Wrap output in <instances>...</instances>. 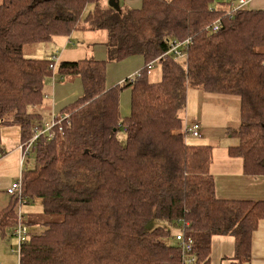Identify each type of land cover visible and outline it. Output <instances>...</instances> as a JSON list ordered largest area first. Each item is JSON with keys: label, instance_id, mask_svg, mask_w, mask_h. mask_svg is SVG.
<instances>
[{"label": "trees", "instance_id": "trees-1", "mask_svg": "<svg viewBox=\"0 0 264 264\" xmlns=\"http://www.w3.org/2000/svg\"><path fill=\"white\" fill-rule=\"evenodd\" d=\"M212 1L141 0L138 8L119 3L116 10L98 0H0V128L17 126L27 142L41 123L31 109L41 105L46 79L78 77L82 86L56 113L66 117L53 136L32 143L34 165L20 168L28 234L18 264L178 262L181 248L167 239L181 220L194 264H210L214 235L233 237L229 264L250 259L264 200L216 195L212 146L187 141L180 113L188 88L237 96L239 124L229 131L236 143L227 153L241 159L244 174H264V7L251 0L227 13L233 2ZM216 19L217 30L208 32ZM79 28L106 30L105 59L61 60L52 69L54 59L22 52L24 44ZM184 39L181 57L165 53ZM130 55L144 59L139 74L107 87L106 63ZM152 60L160 66L157 81L148 78ZM122 89L130 91L124 117ZM36 202L39 210L32 209ZM16 210L9 195L0 208L1 237L7 229L13 235Z\"/></svg>", "mask_w": 264, "mask_h": 264}, {"label": "rangeland", "instance_id": "rangeland-1", "mask_svg": "<svg viewBox=\"0 0 264 264\" xmlns=\"http://www.w3.org/2000/svg\"><path fill=\"white\" fill-rule=\"evenodd\" d=\"M107 1L100 0L102 4ZM229 1L233 3L237 2V0H213L211 4L215 7H227L228 5L226 3ZM260 1L255 0L257 3H260ZM122 3V0H120L121 6ZM88 8L89 6H87L86 10ZM53 37L46 41L24 44V48H32L31 53L39 55L30 57L47 58L51 54H55L58 59L68 58L73 60L82 59L83 57H94L98 59L106 57L105 49L100 44L106 37L105 29H73L67 35L68 40H70L68 45H64L63 42L58 43V39L66 37H54V39ZM53 40L57 43H54L55 41ZM56 58H53L55 65L57 63ZM142 65L143 59L141 55H130L119 61H109L106 63L105 69L106 81L109 85L111 83H121L126 77L139 71ZM54 77L57 78L55 74H52L45 81L42 105L50 107V110L44 118H42L43 115H40L39 120L50 121L52 114L58 113L63 104L82 94V86L79 79H74L73 81L70 79L66 81H54ZM159 77L160 66L158 63H155L150 69L148 78L151 81H157ZM129 105L130 91L129 89H122L119 92V112L121 117L129 113ZM238 105L239 100L235 95L210 93L201 89L188 88L185 109L180 113V116H182L184 122L199 120L201 135L198 137L186 136L187 141L195 144H205L208 141L211 143L210 141L215 140L224 143H236V139L230 136L229 131L236 128V125L239 124ZM18 132L19 129L17 126H2L0 128V147L6 151L0 157V208L9 198V195L5 193L7 185H10L13 179L15 181L20 178L21 167L31 168L35 161V155L28 152L20 165V150L17 147L19 144V140H17ZM120 136L121 141H123L124 135L121 133ZM175 232L176 229L171 228V236L167 239V242H175L173 237ZM10 233L11 229H7L4 236L5 243L7 244V252L6 255L0 258V262L4 264H14L18 258V241ZM222 264H226L225 259H222Z\"/></svg>", "mask_w": 264, "mask_h": 264}, {"label": "crops", "instance_id": "crops-1", "mask_svg": "<svg viewBox=\"0 0 264 264\" xmlns=\"http://www.w3.org/2000/svg\"><path fill=\"white\" fill-rule=\"evenodd\" d=\"M98 1L102 6L106 5V3H107L106 2V3L102 4L100 2V0H98ZM122 2H123L122 6L120 5L122 9L138 8L141 5V0H122ZM119 3H120V0H119ZM251 6L252 7H264V0H261L260 3H257V2H255V0H253L251 3ZM54 37H66V38L58 39L59 40L58 43L63 42L64 45H68L70 43V40H68L67 35L54 36ZM54 37H53V39H54ZM67 40H68V42H67ZM53 41H55V40H53ZM103 41L100 43L101 45H103ZM54 43H57V42L55 41ZM25 45H27V44H25ZM24 47L25 46L23 45L22 52L25 56H27V57L39 56V55H35V54L31 53L32 48L25 49ZM103 47H104V45H103ZM104 49H105V47H104ZM54 57L56 58L55 54H51V55H48L47 58H54ZM34 58H40V57H34ZM41 58H45V57H41ZM83 58H94V57H83ZM104 58H100V59L94 58V59L103 60ZM142 59H143V57H142ZM61 60H73V59H68V58L58 59V58H56L57 63ZM143 61H144V59H143ZM74 79H79V78L76 77V78H73L70 80L73 81ZM55 81H57V80H55ZM64 81H66V80H64ZM79 81H80V79H79ZM80 84H81V81H80ZM112 85H114V84L111 83L109 85L106 81L107 87H110ZM75 99H73V100H75ZM73 100H70L69 102H72ZM69 102H67L66 104H68ZM66 104H63L61 106V108H63ZM31 110L35 113L37 112L40 115H43L42 118H44L45 115L49 113L50 107H48L46 105H42V103H41V105H39L36 108H33ZM42 112H43V114H42ZM198 123L200 125V122H198ZM236 126H238V124ZM19 138H20V134L18 132L17 140H19V144H20L21 142H20ZM210 142L211 143H209V141H208L206 144H209L212 146L210 172L214 177L216 195L219 198H223V199L264 200V174L263 175H256V176L244 174L242 172L241 159L239 157L230 156L227 153V146L232 145V143H224V142H220L217 140L210 141ZM19 144L17 145V147H19ZM215 146H216V148L214 149ZM5 152L6 151L1 148V150H0L1 155L5 154ZM13 180L11 181V183L13 182ZM8 186L9 185H7V187ZM5 193H6V189H5ZM35 204H37V205H35ZM35 204H33L35 206H33L34 208H32V209L37 208V210H39L40 209L39 203L36 202ZM24 209L26 212H29V209L27 208V206H25ZM251 242L252 243H251L250 259L248 261L243 262L242 264H264V219H261L258 222L257 228L254 230V232L252 234V241ZM233 245H234L233 237L230 235H214V236H212V238H211L210 264H222V259H225L226 264H229L230 259L227 257H230L233 254ZM6 248H7V244L5 243L4 236L3 237L0 236V258L3 257L4 255H6V252H7ZM17 261H18V258H17ZM17 261H15L14 264H17ZM0 264H4V263L0 262Z\"/></svg>", "mask_w": 264, "mask_h": 264}, {"label": "built area", "instance_id": "built-area-1", "mask_svg": "<svg viewBox=\"0 0 264 264\" xmlns=\"http://www.w3.org/2000/svg\"><path fill=\"white\" fill-rule=\"evenodd\" d=\"M251 0H237L236 3H231V5L228 6L227 13L231 11H235L238 8H241L245 6L246 4H249ZM219 20L216 19L215 22L212 23V25L207 28V31H215L217 30ZM189 41V39L184 40H173L170 42L169 47L165 53L172 52L175 57H181L183 55L180 48H184L186 43ZM164 53V54H165ZM163 54V55H164ZM53 61V58H51ZM155 64V60H152L147 63V73L149 74L150 69ZM55 64L54 62L50 65V68H54ZM139 74L138 72H134L132 75L126 77L127 79L133 81L134 77ZM66 115L63 114H52V118H50V121H45L41 119V123L39 125L35 124L32 128V136L27 142L20 143L19 144V150H20V165L22 164V161L24 159V156L29 152L32 143L41 135H46L48 137H52L54 134L55 125L58 124L62 119H64ZM58 130L60 131L61 128L58 126ZM184 134L186 136L191 137H198L200 136V125L197 121H185L184 122ZM1 156V153H0ZM6 193L10 196H14L17 200V210H16V222L13 227L12 234L17 238L18 241V247L19 245L24 242L27 239V226L25 223H23V212H22V202H24V198L21 195V182L20 178L13 181L7 188ZM188 227V222L181 220L180 226L177 228L174 238L178 245L181 248V258L178 262H172L168 264H194L195 263V256L192 252V239L190 236L186 235L185 230Z\"/></svg>", "mask_w": 264, "mask_h": 264}, {"label": "water", "instance_id": "water-1", "mask_svg": "<svg viewBox=\"0 0 264 264\" xmlns=\"http://www.w3.org/2000/svg\"><path fill=\"white\" fill-rule=\"evenodd\" d=\"M107 4L111 7H113L114 9L116 10H120V7H119V0H108L107 1Z\"/></svg>", "mask_w": 264, "mask_h": 264}, {"label": "bare ground", "instance_id": "bare-ground-1", "mask_svg": "<svg viewBox=\"0 0 264 264\" xmlns=\"http://www.w3.org/2000/svg\"><path fill=\"white\" fill-rule=\"evenodd\" d=\"M136 72H138V71H136Z\"/></svg>", "mask_w": 264, "mask_h": 264}]
</instances>
